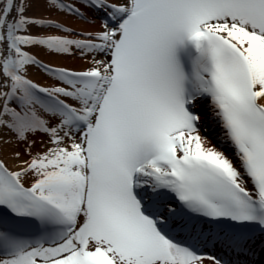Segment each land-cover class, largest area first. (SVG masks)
I'll return each instance as SVG.
<instances>
[{"label":"snow or ice","instance_id":"obj_1","mask_svg":"<svg viewBox=\"0 0 264 264\" xmlns=\"http://www.w3.org/2000/svg\"><path fill=\"white\" fill-rule=\"evenodd\" d=\"M0 264H264V0H0Z\"/></svg>","mask_w":264,"mask_h":264},{"label":"bare ground","instance_id":"obj_2","mask_svg":"<svg viewBox=\"0 0 264 264\" xmlns=\"http://www.w3.org/2000/svg\"><path fill=\"white\" fill-rule=\"evenodd\" d=\"M41 12H43V9H41ZM37 14H40V13H37ZM44 15H48L47 12H43ZM55 18H58V19H64L63 17H60V16H56ZM67 23L69 24H72L74 27H84V25H82L79 21H76V20H66ZM55 63H64V64H69V65H73V66H80V62L78 60H73V59H66V60H58V61H54ZM34 79L40 81V82H45L44 81V78L41 76V75H34L33 76ZM8 151L9 149L5 148L4 149V155H5V158L7 157V154H8ZM9 164H11V161H9Z\"/></svg>","mask_w":264,"mask_h":264}]
</instances>
